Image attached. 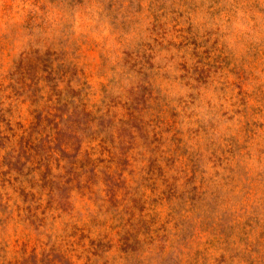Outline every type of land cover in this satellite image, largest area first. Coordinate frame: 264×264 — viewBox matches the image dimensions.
I'll return each instance as SVG.
<instances>
[{
	"label": "trees",
	"instance_id": "16d2710c",
	"mask_svg": "<svg viewBox=\"0 0 264 264\" xmlns=\"http://www.w3.org/2000/svg\"><path fill=\"white\" fill-rule=\"evenodd\" d=\"M156 5L0 0V264H264V158L211 172L150 66L121 50ZM94 47L110 73L98 96Z\"/></svg>",
	"mask_w": 264,
	"mask_h": 264
},
{
	"label": "rangeland",
	"instance_id": "374dc122",
	"mask_svg": "<svg viewBox=\"0 0 264 264\" xmlns=\"http://www.w3.org/2000/svg\"><path fill=\"white\" fill-rule=\"evenodd\" d=\"M12 1L29 6L36 0ZM150 1L142 0L145 7ZM156 6L157 16L133 24L134 34L121 50L137 53L150 66L146 74L168 104L167 120L205 157L211 172L221 170L224 156H249L257 164L264 158V0H157ZM103 13L99 21L118 27L115 7ZM91 24L102 29L95 35H108L100 22ZM85 60L98 96L110 73L102 68L98 47ZM211 154L215 166L207 160Z\"/></svg>",
	"mask_w": 264,
	"mask_h": 264
},
{
	"label": "clouds",
	"instance_id": "9594fccd",
	"mask_svg": "<svg viewBox=\"0 0 264 264\" xmlns=\"http://www.w3.org/2000/svg\"><path fill=\"white\" fill-rule=\"evenodd\" d=\"M249 30H250V26H249ZM232 38L235 39L240 44H243V42H244L242 36H240L239 34L234 33ZM220 39H221V42H223L224 36H221ZM13 239H14V237L12 236V234H8V240H9L8 256H9V258H11L13 256V254L16 252V248H17V246L12 243Z\"/></svg>",
	"mask_w": 264,
	"mask_h": 264
}]
</instances>
